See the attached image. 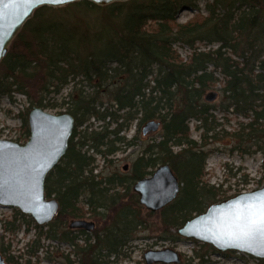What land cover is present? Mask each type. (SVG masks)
Listing matches in <instances>:
<instances>
[{"label":"trees","instance_id":"1","mask_svg":"<svg viewBox=\"0 0 264 264\" xmlns=\"http://www.w3.org/2000/svg\"><path fill=\"white\" fill-rule=\"evenodd\" d=\"M193 1L99 6L80 0L59 8L41 6L10 43L0 61V96L19 93L53 108L57 103L44 101L73 81L59 104L74 117L68 149L45 180V195L59 208L49 223L35 224L30 257L43 237L72 248L66 264H114L145 221L132 184L159 164L168 163L181 183L177 197L157 211L164 229L176 231L203 212L220 193L204 179L207 153L191 138L189 121L197 122L202 137L214 138L220 125L213 114L217 106L241 118L229 133L234 148L261 152L264 159V0H210L205 14L197 11L177 22L183 7L196 6ZM176 42L190 48L186 59L173 47ZM198 42L217 46L202 50ZM217 87L219 105L205 101V92ZM18 116L28 136L27 113ZM90 119L102 123L95 128ZM151 119L160 122L159 139L136 156L128 175L94 172L95 155L105 160L132 144L120 132L134 121ZM85 217L102 224L79 244L77 233L84 230L64 227ZM4 227L17 228L14 221ZM6 260L30 263L12 256Z\"/></svg>","mask_w":264,"mask_h":264},{"label":"water","instance_id":"2","mask_svg":"<svg viewBox=\"0 0 264 264\" xmlns=\"http://www.w3.org/2000/svg\"><path fill=\"white\" fill-rule=\"evenodd\" d=\"M80 0H0V61L11 41L41 6L63 7ZM104 6L127 0H87ZM5 5H7L5 7ZM185 6L183 9H189ZM205 101L217 98V92L205 95ZM28 139L25 143L0 138V205L13 207L32 218L37 225L49 223L56 215L59 203L45 195L47 174L60 162L68 149L74 127V117L67 111L50 113L40 105H33L27 114ZM160 122H145L143 135L158 131ZM124 166L123 169H126ZM181 183L168 163L159 164L152 172L135 180L132 190L139 203L151 212L161 210L178 195ZM264 208V186L244 191L229 199L210 204L205 211L178 226L176 232L183 237L211 244L220 252L234 250L264 259V236L256 233L242 235L246 218ZM71 229L91 231L92 220L72 219ZM146 264L179 263L178 253L169 247L149 249L144 255ZM0 264L4 259L0 254Z\"/></svg>","mask_w":264,"mask_h":264},{"label":"rangeland","instance_id":"3","mask_svg":"<svg viewBox=\"0 0 264 264\" xmlns=\"http://www.w3.org/2000/svg\"><path fill=\"white\" fill-rule=\"evenodd\" d=\"M210 0H194L196 6H190L189 9L180 10L177 22L183 23L195 15L197 11L206 13L205 4ZM66 6V5H65ZM59 8V7H58ZM12 42V41H11ZM202 50L215 48L216 43L205 44L203 42L195 43ZM173 47L178 51L181 58L186 59L190 54V48L187 45L176 42ZM73 81L71 80L59 93L50 94L46 102H55L57 106L46 107L50 113L66 111V104L59 105L67 93L72 89ZM79 87V86H77ZM211 91L217 92V98L209 103L219 105L221 94L217 88H211L204 94ZM106 99V96L104 95ZM205 99V98H204ZM36 104L31 103L26 96L19 93L12 94L11 97L0 96V138L14 140L19 143H25L28 136L23 133L22 121L18 114L28 111ZM105 105V104H104ZM213 114L220 123L216 130L214 138L202 137V130L196 129V121H189L190 135L198 145L203 144L207 153L205 160L204 179L208 184L219 188V195L213 203L222 202L230 197L236 196L244 191H252L264 186V159L261 152L241 153L234 148V143L230 139V132L236 128V122L241 120L240 117L227 113L217 106ZM93 127L102 122L92 121ZM145 122L138 124L134 121L132 125L123 129L120 134L124 135L127 140L133 143L128 146H122L120 150L106 156L104 160L99 155L96 157L95 173L101 176L115 173L126 174L130 172L131 164L138 154L147 146L148 143L159 139V131L142 134L141 129ZM210 133H208V136ZM174 151L179 147H174ZM91 153V151H89ZM127 166L126 169H123ZM151 170H154L152 168ZM148 175V174H146ZM134 192V191H133ZM52 198V197H48ZM141 205V204H140ZM141 214L145 221L141 228H138L133 234L125 256L119 257L114 264H146L144 253L149 249H163L166 247L174 249L180 258L179 263H153V264H257L260 259L255 258L247 253L228 250L220 252L209 243H203L190 237H183L177 234L174 229H164L161 224V218L158 212H151L141 205ZM206 207L203 211H205ZM195 216V213L193 214ZM95 223L91 231H83L78 234V243L82 244L86 236H91L95 229H99L102 222L85 217ZM8 221H14L17 226L15 231H8L4 225ZM67 222L64 228H69ZM35 222L26 214L21 213L18 209L0 205V254L7 262V257L18 260L19 263L30 261L29 264H66L64 256L71 252L72 248L64 242L57 239L48 240L41 237L39 242L42 245L34 257H30L28 244L36 237L37 229L34 227ZM71 229V228H70ZM3 249L5 251H3ZM198 257H201L200 259ZM69 258H75L72 254Z\"/></svg>","mask_w":264,"mask_h":264},{"label":"snow or ice","instance_id":"4","mask_svg":"<svg viewBox=\"0 0 264 264\" xmlns=\"http://www.w3.org/2000/svg\"><path fill=\"white\" fill-rule=\"evenodd\" d=\"M6 6L7 5H5V7ZM256 233L264 236V208L261 209L259 214L246 218L245 223L243 225V236L251 237L253 234Z\"/></svg>","mask_w":264,"mask_h":264},{"label":"flooded vegetation","instance_id":"5","mask_svg":"<svg viewBox=\"0 0 264 264\" xmlns=\"http://www.w3.org/2000/svg\"><path fill=\"white\" fill-rule=\"evenodd\" d=\"M78 230H82V229H78Z\"/></svg>","mask_w":264,"mask_h":264},{"label":"bare ground","instance_id":"6","mask_svg":"<svg viewBox=\"0 0 264 264\" xmlns=\"http://www.w3.org/2000/svg\"><path fill=\"white\" fill-rule=\"evenodd\" d=\"M89 232V231H88Z\"/></svg>","mask_w":264,"mask_h":264}]
</instances>
